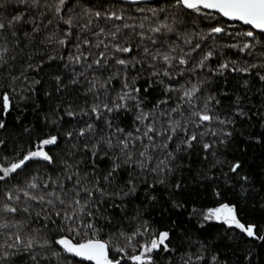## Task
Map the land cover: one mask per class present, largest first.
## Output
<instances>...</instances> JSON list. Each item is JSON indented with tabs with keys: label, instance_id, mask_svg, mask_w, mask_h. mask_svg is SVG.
I'll return each mask as SVG.
<instances>
[{
	"label": "snow or ice",
	"instance_id": "snow-or-ice-1",
	"mask_svg": "<svg viewBox=\"0 0 264 264\" xmlns=\"http://www.w3.org/2000/svg\"><path fill=\"white\" fill-rule=\"evenodd\" d=\"M0 264H264V0H0Z\"/></svg>",
	"mask_w": 264,
	"mask_h": 264
},
{
	"label": "trees",
	"instance_id": "trees-1",
	"mask_svg": "<svg viewBox=\"0 0 264 264\" xmlns=\"http://www.w3.org/2000/svg\"><path fill=\"white\" fill-rule=\"evenodd\" d=\"M185 219H187V218L185 217ZM212 223L214 224L215 222H212ZM161 226H163V225H161ZM192 226H193L194 228L199 227L198 225L195 224V221L192 222ZM208 230H209L210 232H214V231H215V227L209 228Z\"/></svg>",
	"mask_w": 264,
	"mask_h": 264
}]
</instances>
